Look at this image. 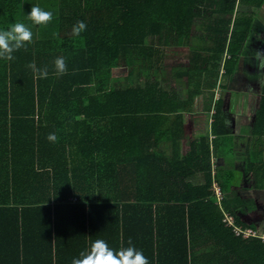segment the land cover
I'll list each match as a JSON object with an SVG mask.
<instances>
[{"label": "trees", "instance_id": "1", "mask_svg": "<svg viewBox=\"0 0 264 264\" xmlns=\"http://www.w3.org/2000/svg\"><path fill=\"white\" fill-rule=\"evenodd\" d=\"M55 4L56 26L46 38L26 43L28 60L19 62L17 54L6 63L4 54L0 57L15 89L9 102L25 100L32 116L38 110V125H44L24 149L29 160L22 158L21 143L15 148L22 159H0V186H5L0 196L6 194L8 202L0 207V264H198L199 259L211 264L224 249L241 253L256 247L255 237L237 236L223 221L229 213L233 225L262 233V226L246 222L224 198L241 170L218 171L212 163V153L235 152L225 126L229 93L215 103L213 150L205 138L195 139L186 155L169 158L150 143L153 123L158 135L164 134L168 114L181 113L190 103L185 90L153 77L134 85L120 78L126 72L115 70L171 67L153 41L174 33L187 42L193 37L212 42L187 54L193 70L222 68L231 76L248 40L258 29L262 34L256 15L264 0ZM19 34L18 26L13 39L18 47L23 45ZM262 79L250 129L256 140L244 167L258 180H264ZM198 173L204 175L202 184L193 183ZM214 183L221 186L223 209ZM137 244L144 255L135 253ZM197 246L209 250L199 256ZM256 250L264 264V247Z\"/></svg>", "mask_w": 264, "mask_h": 264}, {"label": "crops", "instance_id": "2", "mask_svg": "<svg viewBox=\"0 0 264 264\" xmlns=\"http://www.w3.org/2000/svg\"><path fill=\"white\" fill-rule=\"evenodd\" d=\"M55 1L56 0H0V57L4 54L3 58H5L6 63H9V60H16L15 57L18 56L17 54L21 56L20 60H18L19 62H21L22 59L28 60L30 57H28V52L25 53L26 43L32 44L41 38H46L52 28L54 30L57 23V20L54 19V17L58 16V12L60 11L59 7L55 4ZM52 19H54L53 25L51 23ZM18 26L20 30L18 41L23 44L20 47L16 46L13 40ZM50 34H52V32H50ZM21 48H24L23 52H20ZM2 68L3 65H0V159L8 162L12 159L22 158L23 160L25 158L26 160H29V153L27 152L25 156L24 149L33 139L32 135L36 137L37 130L44 125H38V110L35 109L36 114L32 116V114H30L31 106L25 104V100H19L16 105L9 102L10 98L13 97L12 94H14L15 89L11 81V76L2 70ZM165 70L171 69H168L167 67L160 69V71ZM167 82H169V80H166V84ZM19 89H21V85L18 90ZM196 91L193 101L184 106V110L182 109L181 113L168 114L163 125L165 131L164 134L158 135V128H156L157 121H154L153 124H155V128L153 127L152 129L154 134H151L150 143L152 145L157 143L155 152L158 154L162 153L169 158L186 155L191 143L195 139L201 138H205L206 144H210V147L213 150V141L216 137L212 134V122L215 114V103L219 97H215V94L213 93L212 98L211 95L206 98V94H200L198 93V90ZM259 91L260 90H257V92L253 90L234 92L233 89H231L229 92L226 90V93H223V95L229 93V109L226 111L225 126L227 127L226 135L234 139L235 152L229 157H220L217 156V154L214 155V153H212V163L217 166L218 171L227 172L233 170L237 172L241 170L239 177L233 180L234 184L230 190L224 192V198L228 199L233 211L237 212L242 217H246L243 218L246 222L260 225L263 230V209L259 208V205L257 209H251L256 206L255 202L252 204L249 200H241L239 194L237 195L238 192L247 191V182L252 189L256 190V188H262V192H264V180H258L254 177V174L247 173L246 169L244 170V167L247 164L245 159L247 158L248 148L252 146L256 140L255 137L252 138L250 130L251 123L254 120L253 115L255 113V105L251 110H243L244 106L242 107L239 105L238 110L235 112L230 104L234 102L231 98L232 94L239 96V93H243L246 96L244 101L246 103V100L248 102L258 98ZM186 96L188 99V94H186ZM234 113L239 114L237 116L240 118V121L234 120ZM242 141L246 144L240 149ZM20 143L22 144L23 149L22 158L21 153L15 148V145L21 147ZM223 147L229 148L227 143H224ZM152 151H154L153 148ZM24 165L23 162V166ZM8 168H11V164ZM204 182V175L201 173H198L193 179V183L196 184H202ZM240 185H244L246 189L243 190L239 187ZM4 187V185H1L0 191H4ZM132 187L133 186L130 185L128 190H133ZM71 200L74 202L77 201L76 197H72ZM10 203L13 202L11 201ZM50 205H53V203ZM156 205L153 206L155 207ZM4 206H8L6 194L0 196V207ZM240 208L246 209V212L241 213V211H239ZM254 213L257 215H254ZM252 216L253 218H250ZM256 219H258V221H256ZM257 239L258 238L255 240L256 247H252L248 251L240 253L238 249H224L219 254L220 259L216 256L218 251L221 250L218 249L215 255V261L211 264H261V250L256 249L264 247V240L259 239L258 241H260V245H257ZM199 242L201 245V241ZM142 249L143 246L138 244L134 247L135 253L138 255L145 254L141 251ZM208 250L209 248L200 246L197 248V253L200 256L202 253L206 254ZM134 264H140V262ZM198 264L207 263L205 260L199 259Z\"/></svg>", "mask_w": 264, "mask_h": 264}, {"label": "rangeland", "instance_id": "3", "mask_svg": "<svg viewBox=\"0 0 264 264\" xmlns=\"http://www.w3.org/2000/svg\"><path fill=\"white\" fill-rule=\"evenodd\" d=\"M237 7L241 9L239 5H237ZM256 23L257 25H261L263 27L262 34L259 33L260 29H258L257 33L252 35L248 40L247 50L243 52L242 56L240 57L236 69L237 71L231 76H227L225 70L222 68L221 70L218 69L219 71H207L204 69L193 70L195 68L190 67V64L185 61V59H188L187 54L189 52L195 53L196 51L198 54V51H201L198 48L211 46L212 42L202 37H193L189 42H187L185 41V37H180L174 33L156 36L153 41V45L163 50L162 53L164 57H168L166 60L170 61L169 63L172 64V66L167 68L171 70L155 71V69H139L137 66H131L128 68V66L124 65L120 69H116L115 74L126 72L125 76H121L120 78H128L130 83L134 85H144L146 81L145 79L147 77H153L155 79L158 78L160 80H169V82H167L168 87L170 88L173 84H176L177 88L184 89L186 94H188L189 101L191 98L190 102L193 101L194 94L197 92L196 90H198V93L200 94H206V98L209 95H211L212 98L213 93L215 94V97L220 98L222 97L220 95H223V93H226V90H228L225 89L224 85L231 86L234 92L238 90L243 91L248 88L257 92V90L260 88V83L263 81L262 77L264 78V5L256 15ZM196 26L200 27V25ZM201 55L204 54L201 53ZM201 58L199 57V60H201ZM190 68L192 70H190ZM231 98L234 100V102L230 104L232 105V109L235 112L238 110L239 105L242 107L244 106L243 110H251L252 107L254 108V105L256 109L257 98L248 102L246 100V103L244 102L246 96L243 93H239V96L232 94ZM234 114V120L240 121V118L237 116L239 114ZM245 144L246 143L242 141L240 149L243 148ZM246 185L247 191L240 193L238 192L237 195L239 194L241 200H249L252 202V204L255 202L256 206L251 209H257L259 205V208L263 209L264 212L263 189H252L248 182ZM239 187L243 190L246 189L244 185H240ZM239 211H241V213H245L246 209L240 208ZM254 215L257 214L254 213ZM250 218H253V216ZM258 219H256V221H258ZM231 221L234 222V219L232 218ZM262 233H264V229L262 230Z\"/></svg>", "mask_w": 264, "mask_h": 264}, {"label": "built area", "instance_id": "4", "mask_svg": "<svg viewBox=\"0 0 264 264\" xmlns=\"http://www.w3.org/2000/svg\"><path fill=\"white\" fill-rule=\"evenodd\" d=\"M214 190H215V192L217 194L218 204L221 206L223 195H222V192H221V188H220V186L217 183H214ZM232 218L234 219V216H232V215H230L228 213H225V217H224L223 221L225 223H227L228 225H230V226L232 225L235 235L243 236V238H245V239H248V238H251V237H255V238H261V240H264V233L260 234L257 231L253 230L252 228L244 229V228L235 226V225H233L234 222L231 221Z\"/></svg>", "mask_w": 264, "mask_h": 264}, {"label": "clouds", "instance_id": "5", "mask_svg": "<svg viewBox=\"0 0 264 264\" xmlns=\"http://www.w3.org/2000/svg\"><path fill=\"white\" fill-rule=\"evenodd\" d=\"M220 208H221V209H223V207H222V206H221Z\"/></svg>", "mask_w": 264, "mask_h": 264}]
</instances>
